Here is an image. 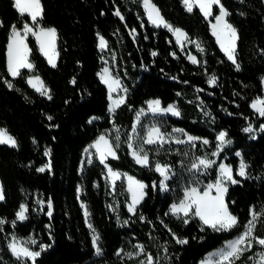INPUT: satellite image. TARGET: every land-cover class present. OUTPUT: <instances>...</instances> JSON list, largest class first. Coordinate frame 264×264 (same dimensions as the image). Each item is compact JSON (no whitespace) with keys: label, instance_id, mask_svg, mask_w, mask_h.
Listing matches in <instances>:
<instances>
[{"label":"trees","instance_id":"1","mask_svg":"<svg viewBox=\"0 0 264 264\" xmlns=\"http://www.w3.org/2000/svg\"><path fill=\"white\" fill-rule=\"evenodd\" d=\"M152 2L167 22L183 29L192 40L201 41L205 51L200 52L188 42L181 50L171 31L148 21L140 0H41L44 15L40 24L55 27L58 33L56 67L48 63L33 37L29 44L36 72L50 89L49 100L27 83L28 69H23L22 76L16 78L7 72L11 26L20 28L23 22L31 20L27 14L20 15L14 0H0V21H3L0 77L15 85L9 89L0 79V128H6L18 142L17 147L0 145V181L5 194L0 201V218L9 221L0 231V264H20L7 247L13 234L32 236L39 244L50 245L36 264H140L144 254L131 258L126 255L128 250L138 251L134 247L138 244H143L146 252L155 257L154 264H200L207 253L244 230L253 207L259 210L264 206V131L254 136L242 131L249 124L255 128L264 124V117L251 107L253 100L264 97V0H222L231 12L228 20L239 34V70L216 42L209 23L211 18L205 19L198 8L189 13L183 0ZM117 8L123 20L114 14ZM218 11V6H214L213 14ZM132 29L137 33L135 39ZM98 33L108 41L106 53L115 56L114 74L128 90L125 103L116 109L113 118L109 116L108 87L99 75L104 54ZM190 54L201 62L192 63L187 58ZM212 74L218 77L215 85L207 83ZM73 79L75 84L71 82ZM157 98L164 106L176 103L181 115L156 116L153 123L167 132L179 127L210 142L146 146L153 161L158 159L172 165L174 175L167 182V191L159 187L162 177L154 171V164L149 167L136 164L127 147L137 110ZM92 117L98 119L89 123ZM149 117L143 120V127L149 123ZM117 128L119 158L110 157L107 163L148 186L135 214L127 208L124 180L117 183L113 192L100 161L96 159L82 168L88 145L106 130L113 131L111 139H114ZM222 130L232 140L227 153L222 152L216 165L206 172L189 171L197 157L214 150L216 137ZM47 149H51L50 156L45 155ZM237 151L250 165L248 178L235 173L240 160ZM224 157L241 180L230 185L226 194L240 226L216 232L198 218H190L185 224L171 215L170 206L182 198L184 188L197 180L200 187L214 180L216 166ZM49 160L50 169L37 171ZM48 200L51 217L47 215ZM39 201L45 203L41 205ZM81 201L87 204L90 221L100 234L102 255L95 253L93 233ZM21 204L28 205V219L17 221L13 228L10 222L16 219ZM173 233L188 242L177 244ZM255 235L264 237V218L257 223ZM120 249L124 252L118 256ZM259 251H264V246L254 244L237 264H253L248 258Z\"/></svg>","mask_w":264,"mask_h":264},{"label":"snow or ice","instance_id":"2","mask_svg":"<svg viewBox=\"0 0 264 264\" xmlns=\"http://www.w3.org/2000/svg\"><path fill=\"white\" fill-rule=\"evenodd\" d=\"M183 4L189 13L193 12L194 8H198L205 19L209 17L214 18V22L209 20L212 34L216 37V42L227 56L228 60L233 63L237 70H239L240 63L237 60V42L239 40V34L237 28L229 22L228 18L231 16V12L227 7H225L222 0H183ZM142 6L145 9L148 21L157 28L164 27L171 31L176 38V43L181 46V50H183L184 43L188 42L195 44L196 48L199 49L200 52L205 51L201 41L192 40L188 36V33L183 29L174 27L172 24L167 22L161 15L159 8H157L152 0H142ZM214 6H218L219 9L218 14L216 15L213 14ZM14 7L18 10L21 16L28 14L31 22H23L22 27L20 28L16 25L11 26L9 42L7 44V72L9 75L13 78L21 77L22 69H28L31 71L35 68V65L29 60V56L32 52V49L29 48L28 43L26 42L29 35L35 37L39 45V50L47 58L48 63L52 67H56V61L59 57V52L57 51L58 33L55 27L39 26V21L43 19L44 15L41 0H14ZM114 14L121 20L124 19V16L119 8L116 9ZM2 26L3 21H0V27ZM131 34L133 39H135L137 35L136 30L132 29ZM97 35L99 37L100 49L104 50L108 48V41L102 35H99V33ZM152 55L155 56L157 53L152 52ZM172 55L175 56L176 53L173 52ZM187 58L194 64L201 62L197 59V56L194 55H189ZM99 75L102 82L108 86L109 99L112 100L110 111L114 112L116 108L125 103L127 89L123 88L119 78L112 75L109 67H104ZM0 79H3L4 84L9 89H13L15 87L12 81L3 77H0ZM217 80L218 77L215 74H212L208 78L207 83L215 85ZM262 80H264V78H262ZM71 82L73 84L76 83L75 79ZM27 83L41 95L46 96L49 100L52 99L50 89H48L38 74L29 75L27 77ZM120 89H123L125 95L119 96L117 99H112V94ZM251 107L259 114V116L264 117V97H257L253 100ZM147 112L153 114L171 113L174 116L180 115V110L177 105L168 104L167 106H162V102L159 99L147 101ZM204 114L206 116L209 115L207 112ZM144 115H146V112L143 108L136 113V125H141V118ZM48 119L52 120L53 117L48 116ZM95 119L98 118L92 117L89 123ZM260 130L264 131V125L260 126ZM115 131L116 135L114 139L109 138V133H102L92 144L88 145L84 151L89 156L87 163L91 164V150H95L100 163L107 169L105 179L110 182V187L113 192L116 191L117 181L126 177L127 192L131 194V201L127 204V208L129 212L135 214L138 205L141 204L147 194L145 189L148 186L133 176H128L126 173L122 174L118 170H114L107 163L109 157L113 159L119 158L118 149L120 147V130L117 128ZM242 131L251 134L254 133L256 129L252 126V124H249L247 127L243 128ZM132 132L135 136L127 138V147L131 150V155L135 163L143 167H149L154 164V171L159 173L162 177L159 181V187L162 191H167V182L174 175L172 165L170 163H161L158 159L153 161L150 158V150L146 146H163L165 144H170L175 139V134L184 133V130L173 129L172 132H167L166 130H162L161 126H157V124L153 123L146 129V134L142 137L139 136L136 126H133ZM184 134L187 136V140L175 139L176 144L191 143L201 139L200 137L188 135L187 133ZM136 139L139 140V143L134 142ZM216 139L218 141L217 150L212 152L211 155L218 157L226 145L232 144V140L228 138L227 131L219 132ZM202 143L204 145H208L210 142L207 139H203ZM0 145L17 147L18 142L6 128H0ZM45 155L50 156L51 149H47L45 151ZM236 156L240 157L238 168L235 169L236 175L242 178H248L250 165L243 158L240 152H237ZM214 165H216V160L208 158V155L205 154L197 157L196 161L191 163L189 171H194L196 173H200L202 171L206 172ZM50 167L51 160H49L47 165L38 168L37 171L44 172L46 169H50ZM236 175H234V168L232 165L221 163L219 165V175L214 182L204 185L203 190L199 187L198 180L195 181L192 186L184 188L182 198H180L178 202L171 204L169 212L171 215L182 220L185 224L190 222V218H199L204 226L211 228L216 232H228L237 228L240 226V219L230 210L229 201L226 200V194L228 193L229 186L241 183V180L237 179ZM156 186V183L153 182L152 187L155 188ZM4 199V187L3 184H0V201H3ZM39 203L43 205L45 202L39 201ZM231 203H234V201ZM47 204V215L51 217V200H48ZM81 207L84 210L85 219L87 220L91 215L88 211V206L86 203L81 201ZM109 207H111V205ZM113 211H115L114 208ZM15 216L16 219L10 222L13 228H15L17 221L22 222L28 219V205L21 204ZM250 217L251 218L247 220L246 224L243 225L244 230L234 239L228 241L225 248L218 251V259L201 261V264H237V262L241 260V257L253 248L254 244L264 246V237L255 235L257 223L261 220V218H264V206H261L259 210L253 207L250 210ZM141 219H145V217L141 216ZM7 223H9V221H7L6 218H0V231L3 230V226ZM125 223L127 222L125 221ZM88 227L93 233L92 243L95 248V253L98 256L102 255L103 249L100 244V234L96 232L91 223L88 224ZM169 231H171V229H169ZM173 236L177 244L183 245L188 242L186 238L176 236L175 233H173ZM37 243V240L32 237L24 240L13 234L8 240L7 247L12 256L15 257L20 264H36L37 258L41 255V253L50 247V245L41 243L39 244L40 250H35L33 246L37 245ZM134 247L137 248L138 251L126 253L129 258L144 254L145 259L141 260L140 264H154L155 257L151 253L146 252L143 244L134 245ZM167 250L168 249L165 246L164 251L167 252ZM122 252H124V249H120L117 252V255L119 256ZM248 259L253 261V264H264V251L256 253Z\"/></svg>","mask_w":264,"mask_h":264},{"label":"rangeland","instance_id":"3","mask_svg":"<svg viewBox=\"0 0 264 264\" xmlns=\"http://www.w3.org/2000/svg\"><path fill=\"white\" fill-rule=\"evenodd\" d=\"M141 2H142V0H140ZM214 8V7H213ZM28 15V14H27ZM147 16V15H146ZM209 18H211V20H212V22H214V18L213 17H209ZM213 18V19H212ZM39 26H42L41 24H40V21H39ZM174 35V34H173ZM31 37H33L34 39H35V37L34 36H32V35H29L28 37H27V43H28V46H29V48H31L30 47V44H29V39L31 38ZM175 37V36H174ZM176 39V38H175ZM36 40V39H35ZM36 43H37V41H36ZM187 42H185L184 43V45H183V47L185 46V44H186ZM37 45H38V43H37ZM38 47H39V45H38ZM107 49L108 48H106V49H104V50H101L102 52H103V54H104V58H103V61H104V65H103V67H102V69L104 68V67H109L110 69H111V72H112V75H114V76H116L115 74H114V71H113V65H114V63H115V56L113 55V54H109V53H106V51H107ZM43 54V53H42ZM47 59V58H46ZM29 60H30V62H32L31 61V54H30V56H29ZM107 62V63H106ZM33 63V62H32ZM56 63H57V61H56ZM34 64V63H33ZM102 69H101V72H102ZM23 70V69H22ZM21 70V71H22ZM100 72V73H101ZM37 74V72H36V69L34 68L33 70H31L30 71V75H36ZM117 77V76H116ZM118 78V77H117ZM120 79V78H119ZM121 80V79H120ZM122 83V82H121ZM123 85V84H122ZM107 86V85H106ZM108 87V86H107ZM123 88H126V87H124L123 86ZM263 88H264V80H263ZM127 89V88H126ZM128 94V93H127ZM126 94V95H127ZM122 95H125V93H124V91H123V89H120L119 91H117V92H114L113 94H112V99H117L119 96H122ZM127 99V98H126ZM126 99H125V101H126ZM111 104H112V100L110 99V105H109V116L111 117V118H113V115H114V113H115V111H116V109H115V111L113 112V111H110V106H111ZM144 110H145V112L147 111V106H145L144 107ZM147 117H149V116H147ZM147 117H145V118H147ZM153 117H155V116H150L149 117V123L151 122V123H153V121H154V119H153ZM144 118V119H145ZM143 119V120H144ZM96 120V119H95ZM143 120L141 121V125H143ZM141 125H140V127H139V129H138V133H139V136L140 137H142V136H144L145 134H146V128H147V125L148 124H146L144 127L142 126L141 127ZM262 125H264V124H262ZM255 128V127H254ZM256 129V131L254 132V133H251V135L252 136H254V135H256L257 133H259V132H261V130H260V127L259 128H255ZM109 133V138L111 139V136L113 135V131H111V130H106V131H104L103 133ZM102 134V133H101ZM112 134V135H111ZM219 134V133H218ZM130 137H131V134H130ZM98 138V137H97ZM96 138V139H97ZM95 139V140H96ZM94 140V141H95ZM93 141V142H94ZM137 141H139L138 139H136L134 142L135 143H137ZM92 142V143H93ZM91 143V144H92ZM192 143V142H191ZM185 144V143H184ZM217 144H218V141H217V143H216V146H215V148H214V150L212 151V152H215L216 150H217ZM227 146L228 145H226L225 147H224V149H223V151H221L220 152V154L222 153V152H225V153H227L225 150H226V148H227ZM211 152V153H212ZM237 152H240L241 153V151H237ZM237 152H235V154L237 153ZM91 153H92V155H91V159H92V162L93 161H95L96 159L99 161V157H98V155L95 153V150L94 149H92L91 150ZM211 153H209V154H207L208 155V158H210V159H214V160H216V162H217V160H218V158H219V156L217 157V156H212L211 155ZM203 156V155H202ZM225 156H228V154H226ZM200 157V156H199ZM110 158V157H109ZM226 157H224V159H222L219 163H218V165L216 166V168H217V176H216V178L214 179V180H212V181H210V182H208V183H211V182H214L216 179H217V177H218V175H219V165L221 164V163H224V164H228L225 160ZM89 159V156H88V154H86L85 153V151H84V164H83V167L85 168L87 165H89V163H87V160ZM197 159V158H196ZM239 159H240V157H239ZM196 161V160H195ZM194 161V162H195ZM114 170H116V169H114ZM208 170H210V169H208ZM120 173H122V174H127L128 176H132V175H130L129 173H127V172H123V171H120V170H118ZM106 172H107V169L105 168V174H106ZM203 172V171H202ZM201 173V172H200ZM134 177V176H133ZM122 180H124L125 182H126V193H127V196H128V201H127V204L128 203H130V201H131V194L129 193V192H127V180H126V177H124ZM121 181V180H120ZM109 182V181H108ZM119 181H117V183H118ZM110 183V182H109ZM207 183V184H208ZM0 184H1V181H0ZM204 185H206V184H204ZM200 187V186H199ZM201 188V190H203V187H200ZM213 194H215V193H213ZM199 219V218H198ZM87 222H88V224L89 223H91V221H90V217L87 219ZM202 222V221H201ZM92 224V223H91ZM94 228V227H93ZM29 237H32V236H28V237H18V238H22V239H24V240H27ZM32 238H34V239H36L35 237H32ZM37 240V242H38V239H36ZM34 247V249L35 250H40L39 249V242L37 243V245H34L33 246ZM226 247V244H224L222 247H220L219 249H217V250H214V251H212L211 253H209L206 257H204V259L202 260V261H206V260H209V259H211V260H216V259H218V255H217V253H218V251L219 250H221V249H223V248H225ZM128 252H131V251H127V253ZM259 252H261V251H259ZM258 252V253H259ZM201 264V263H200Z\"/></svg>","mask_w":264,"mask_h":264},{"label":"crops","instance_id":"4","mask_svg":"<svg viewBox=\"0 0 264 264\" xmlns=\"http://www.w3.org/2000/svg\"><path fill=\"white\" fill-rule=\"evenodd\" d=\"M190 55H193V54H190ZM189 56V55H188ZM195 56V55H194ZM198 59V58H197ZM57 61H58V59H57ZM127 93H128V90H127ZM126 98H127V95H126ZM158 99V98H157ZM152 100V99H151ZM160 100V99H159ZM161 101V100H160ZM171 104H175L176 105V103H171ZM146 106H147V104H146ZM162 106H164L163 105V103H162ZM143 109H144V107H142ZM142 108H140V109H142ZM140 109H138L137 110V112L140 110ZM136 112V113H137ZM165 115H172L171 113H168V114H153V113H148L147 111H146V115H144V116H142V118H141V121L145 118V117H147V116H165ZM180 115H181V113H180ZM179 115V116H180ZM172 116H174V115H172ZM179 116H176V117H179ZM153 123H148V125H147V128L149 127V126H151ZM133 126H136V128H137V131H138V129H139V127H140V125H136V114H135V118H134V121H133ZM157 126H159L158 124H157ZM146 128V129H147ZM132 129H133V127H132ZM173 129H182V128H179V127H174ZM172 129V130H173ZM172 130L171 131H169V132H172ZM222 131H225V130H222ZM221 132V131H220ZM184 133H187L185 130H184ZM184 133H176L175 134V139H183V140H187V136L184 134ZM188 135H191V134H189V133H187ZM135 136V134L132 132V130H131V137H134ZM193 136V135H192ZM175 139L173 140V142L172 143H174V144H176L175 143ZM200 140H203V139H200ZM195 142V141H194ZM171 144V143H170ZM184 144V143H183ZM130 154H131V150H130ZM132 156V155H131ZM137 179V178H136ZM138 180V179H137ZM139 181H141V180H139ZM143 182V181H142ZM144 184H146L145 182H143ZM145 192H146V189H145ZM238 236V235H237ZM235 238V237H234ZM234 238H232V239H234ZM232 239H230V240H232ZM230 240H228V241H230ZM228 241H226L224 244H226ZM222 247V246H221ZM220 248V247H219ZM219 248H217V249H219ZM217 249H214V250H217ZM214 250H212V251H214ZM212 251H210L209 253H211ZM209 253H207V255L209 254ZM206 255V256H207ZM205 256V257H206ZM202 261V260H201ZM201 263V262H200Z\"/></svg>","mask_w":264,"mask_h":264},{"label":"bare ground","instance_id":"5","mask_svg":"<svg viewBox=\"0 0 264 264\" xmlns=\"http://www.w3.org/2000/svg\"><path fill=\"white\" fill-rule=\"evenodd\" d=\"M158 8V7H157ZM161 13V12H160ZM162 15V14H161Z\"/></svg>","mask_w":264,"mask_h":264}]
</instances>
